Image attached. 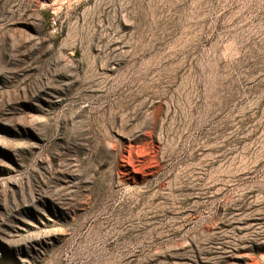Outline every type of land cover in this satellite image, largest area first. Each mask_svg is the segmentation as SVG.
Here are the masks:
<instances>
[{"label": "rangeland", "instance_id": "obj_1", "mask_svg": "<svg viewBox=\"0 0 264 264\" xmlns=\"http://www.w3.org/2000/svg\"><path fill=\"white\" fill-rule=\"evenodd\" d=\"M0 264H264V0H0Z\"/></svg>", "mask_w": 264, "mask_h": 264}]
</instances>
